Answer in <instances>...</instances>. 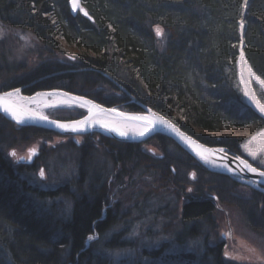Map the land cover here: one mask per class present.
Wrapping results in <instances>:
<instances>
[{"label":"trees","instance_id":"trees-1","mask_svg":"<svg viewBox=\"0 0 264 264\" xmlns=\"http://www.w3.org/2000/svg\"><path fill=\"white\" fill-rule=\"evenodd\" d=\"M69 2L0 0L1 23L30 30L50 58L60 55L63 60L42 63L23 80L7 82L2 92L25 88L24 94L33 96L62 90L109 108L141 113L118 84L204 145L244 157L239 151L242 139H218L208 133L264 129V119L246 104L239 82V64L244 58L264 83V0H82L93 23L80 14L74 17ZM157 26L165 33L164 46L155 36ZM62 42L77 47L78 54L68 58ZM81 116L80 110L56 111L50 118L73 121ZM14 127L0 116V264H109L98 251L133 246L118 242L119 236L104 239L112 231L113 213H118L119 206H110L107 180L95 189V183L83 177L90 176L88 162L97 151L106 154L116 182L123 183V174L132 178L129 169L140 168L144 176H152L153 190L180 198L177 233L179 239L188 236L198 242L203 238L207 261L202 258L201 263L234 264L224 254V243L217 241L218 204L237 207L251 227L264 232V195L208 172L164 136L155 139L162 158L142 152L138 145L101 136L97 142L88 136L75 149L81 178L58 191L32 190L25 176L26 169L34 168L15 167L6 151L26 135L57 134ZM73 188L79 194H73ZM61 195L73 201L68 220L34 201L35 197ZM89 237L97 240L92 243ZM194 257L184 256L189 264Z\"/></svg>","mask_w":264,"mask_h":264},{"label":"rangeland","instance_id":"rangeland-1","mask_svg":"<svg viewBox=\"0 0 264 264\" xmlns=\"http://www.w3.org/2000/svg\"><path fill=\"white\" fill-rule=\"evenodd\" d=\"M157 28L161 30L162 36L156 38L160 46H164L165 33L158 26L154 28V33ZM61 49L68 58H73L79 52L77 47L69 46L64 42H62ZM61 59L60 55L58 59L50 58L43 44L30 30L12 28L0 22V93H3L1 90L7 82L23 80L37 71L42 63L48 60L63 61ZM259 80L264 84L261 79ZM239 82L244 95L245 93L249 94L252 89V93L264 107V87L256 82L253 85L248 84L244 80L241 63L239 64ZM245 101L252 109L248 95H245ZM113 109L125 112L116 107ZM72 110H80L81 118L86 116V112L81 109L64 107L47 109L41 114L50 118L56 111ZM14 128L20 129L17 126ZM261 132H264V129L256 131L250 127L208 134L218 139H222L224 136L242 139L243 142L239 146L241 155L253 165H257L259 169L264 170V163H261L264 160V137H259ZM87 137L33 136L29 134L16 139L14 145L6 151V155L15 167L27 168L20 164L21 159H24L25 162L34 161V157H29L28 152L30 150L37 151L36 168L30 172L26 169L28 172V175L25 176L27 185L32 190H40L43 193L58 191L59 188L71 185L70 183H74L77 178H81L78 177L80 162L75 149L76 145L78 147L83 145ZM253 137H258V139L248 145L247 151L256 152V160L248 156L243 148V145ZM92 138L97 142L101 140L98 135H92ZM155 139L156 137L139 145V148L152 157L163 156ZM258 149L259 151H257ZM10 153H15V157ZM94 156V160L91 162L89 160L87 166L90 176L85 174L83 177L89 179L88 181L92 180L91 183H95V189H98L107 180L111 192L110 206L116 204L119 206L118 213H113L112 231L104 239L110 240L119 236L118 242H128L133 245L123 249L116 247L109 251L103 249L104 251H98V254L107 259L109 264H189L188 259L184 258L187 255H195V261L190 264H205V262L201 263L202 258L207 261V257L204 256L203 241H201L203 238H200L198 242L192 241L188 236L179 239L176 218L177 213L179 214L180 198L178 199L176 194L153 190L151 187L152 176L149 174L144 176L140 168L138 170L128 168L131 170L132 178L123 174V183L118 180L116 182L117 178L115 179L112 172L113 166L106 154L103 151H97ZM41 173H43V178H41ZM99 174L101 177L98 176ZM94 176L96 179L93 182ZM115 176L117 175L115 174ZM72 192L76 195L78 190L73 188ZM34 201L38 207L41 206L45 211L54 213L60 219L67 218L68 220L73 210V201L62 195L57 198L35 197ZM170 212L171 215L167 214ZM105 213L107 214V209ZM215 220L218 225L217 241L224 243V254L230 261L234 264H264V232L251 227L240 209L235 206L218 204ZM96 240V237H93L90 241L94 243ZM92 243L89 242L90 245ZM153 252H158V256L153 257Z\"/></svg>","mask_w":264,"mask_h":264},{"label":"water","instance_id":"water-1","mask_svg":"<svg viewBox=\"0 0 264 264\" xmlns=\"http://www.w3.org/2000/svg\"><path fill=\"white\" fill-rule=\"evenodd\" d=\"M78 3H79V9H82V12L80 10L73 12L71 3L69 2L71 14L74 17L80 14L85 19L93 23L94 19L90 16L88 11L83 7L82 0H78ZM105 77L114 84H116L114 80L108 75H105ZM116 86L126 95H128V97L130 98L133 104L137 105L141 109L142 111L141 113H127L113 108H108L88 98L70 94L62 90L40 92L33 96H27L24 94L25 88H19V89H14L0 93V97H5V99L3 101H0V103H2L5 106H8L10 110H14L15 115L18 118H21L22 122L17 124L16 121L12 118V116L5 113L4 111H0V116L3 117L8 122L17 126L18 128H37L40 130H45L51 133H55L63 137H85V136L98 135L103 138L113 140L115 142L122 144L142 145L152 140L155 137L164 136L172 140L177 146H179L186 153L192 156L208 172L227 177L237 184L248 187L253 191L264 195V177L255 175L252 172H248L246 169L243 168V166L239 163V161H244L249 165V167L255 168L257 172H261L264 170L259 169L251 162H249L247 159L229 152L226 148H221V147L213 148L204 145L194 137L185 133L172 120L162 116L161 114L155 112L151 108L137 101L123 87L119 86L118 84H116ZM250 93L252 94V89H250ZM9 94H12V96L9 97ZM40 95L63 96L67 98V100H69L71 103H73V105L75 106L74 108L85 111L86 116L73 121H58V120L50 119L44 116L43 114H40L39 112L32 111L24 105L23 101L30 100L33 97H38ZM81 101L87 103L80 104ZM90 105L95 107L90 108ZM59 108H63V107H59ZM64 108H69V107H64ZM97 109H102L103 111L98 112ZM252 110L255 111L253 108ZM29 113L43 116L45 117V119L39 120L34 118H26L27 114ZM255 113H257L260 117H262L258 112L255 111ZM122 117H143L149 122L152 121L154 118L158 117L166 121L167 123L171 124L172 127L176 129V132L192 140L193 146L190 147L189 145H187L184 141H182L179 138V136H177L170 129L164 127L163 125L149 123L147 124V126H145V124L142 121L122 120L121 119ZM262 119H264V117H262ZM84 120L89 121V123L83 125V127L85 128V131L83 132L63 131L62 129L56 127V125L58 124L71 126L77 124L79 121H84ZM47 121H51L52 123H48ZM101 125H103V127ZM107 127H116L120 132H123L124 135L122 136V135H118L116 132L107 131L106 130ZM148 129L151 130L149 131ZM141 132H143L144 134L141 135ZM195 146H199V147H195ZM201 148L207 149L209 152L215 154L211 157H207V159L211 160V163H205L197 156L196 153ZM35 155H38L37 151H35ZM23 160L24 159H21V161ZM31 163L32 160H29L28 164ZM229 168H231V172L228 171Z\"/></svg>","mask_w":264,"mask_h":264},{"label":"snow or ice","instance_id":"snow-or-ice-1","mask_svg":"<svg viewBox=\"0 0 264 264\" xmlns=\"http://www.w3.org/2000/svg\"><path fill=\"white\" fill-rule=\"evenodd\" d=\"M71 6H72V11L76 12L77 10H80L82 12V9H79V3L78 0H70ZM155 35L157 38H161L162 33L161 30L159 28H157L155 30ZM253 79H255V77H253ZM257 84H260L262 87H264V84H262L260 81H257ZM245 95H248V93H245ZM12 94H9V97H11ZM5 99V97H0V101H3ZM36 99H38V97H33L32 100L35 101ZM250 99H253V102H255V98L254 97H250ZM83 103H87V102H83L81 101L80 104ZM50 108H54L57 107V105L52 104V105H47ZM69 107H71L72 105H68ZM91 107H95L90 105ZM258 111L264 115V107H261L259 104L256 105ZM20 110V109H17ZM0 111H4L5 113L9 114L12 116V118L16 121L17 124L21 123V118H18L15 115V111L14 110H10V108L8 106L3 105L2 103H0ZM98 112H102V109H97ZM26 118H34V119H39V120H44L45 117L40 116V115H34V114H27ZM122 120H139L142 121L145 126H147V124L152 123V124H158V125H163L164 127L170 129L173 133H175L177 136H179V138L184 141L187 145H189L190 147L193 146V141L190 140L188 137H185L183 135H181L180 133L176 132V129H174L172 127L171 124L167 123L166 121L160 119V118H154L152 121H147L145 118L143 117H122ZM48 123H52L51 121H47ZM89 121L84 120V121H79L77 124L71 125V126H66V125H56V127L62 129L63 131H72V132H83L85 131V128L83 127V125L88 124ZM103 127V125H101ZM107 131L110 132H116L118 135H124L123 132H120L116 127H107L106 129ZM149 131L151 129H148ZM144 133L141 132V135H143ZM259 137H264V132H261L259 134ZM258 139V137H253L252 140H249L246 144L243 145L244 150L246 151V154L248 156H250L253 160L257 159V153L254 151H247L248 149V145L249 144H253L256 140ZM195 147H199V146H195ZM259 151V149L257 150ZM203 153V154H202ZM197 156L203 160L205 163H211V160L207 159V157H211L213 155H215L212 152H209L207 149H200L197 153ZM11 156L15 157V153H10ZM35 155V150H30L28 152V156L31 157ZM219 158V157H217ZM239 163L243 166L244 169H246L248 172H252L255 175L264 177V171L261 172H257L255 168L249 167V165L247 163H245L244 161H239ZM261 163H264V160L261 161ZM229 172H231V168L228 169ZM41 178H43V173H41ZM92 237H89V240H91Z\"/></svg>","mask_w":264,"mask_h":264},{"label":"bare ground","instance_id":"bare-ground-1","mask_svg":"<svg viewBox=\"0 0 264 264\" xmlns=\"http://www.w3.org/2000/svg\"><path fill=\"white\" fill-rule=\"evenodd\" d=\"M241 68H242L243 78L248 84L250 83L253 85L255 82L257 83V81H260L254 75V73L251 71L250 67L248 66V64L246 63L244 58L241 59ZM253 77H255V79H253ZM248 96H249V102H250V105L252 106V108L256 112H258L262 117H264V115H262L256 107L257 104H259L261 107H263V106L259 103V101L255 97V95L253 93L251 94L249 92ZM250 97H254L255 102H253V99H250ZM23 103L28 109L35 111V112H39L40 114L44 110L51 109L47 105L55 104V105H57V107H69L68 105H72L69 108L75 107L73 105V103H71L69 100H67V98H65L63 96H59V95H40V96H38V99H36L35 101L30 99L27 101H23ZM54 108H56V107H54Z\"/></svg>","mask_w":264,"mask_h":264},{"label":"flooded vegetation","instance_id":"flooded-vegetation-1","mask_svg":"<svg viewBox=\"0 0 264 264\" xmlns=\"http://www.w3.org/2000/svg\"><path fill=\"white\" fill-rule=\"evenodd\" d=\"M139 146V145H138ZM36 156L37 155H33L32 157H34V161H32V163L31 164H28V162H25V161H20L21 163L20 164H22V165H25V166H27V168H36V162H35V159H36ZM40 156V155H39ZM160 158H162V156H160Z\"/></svg>","mask_w":264,"mask_h":264}]
</instances>
